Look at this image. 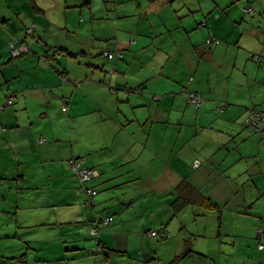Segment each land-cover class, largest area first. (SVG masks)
I'll return each mask as SVG.
<instances>
[{"label": "crops", "instance_id": "crops-1", "mask_svg": "<svg viewBox=\"0 0 264 264\" xmlns=\"http://www.w3.org/2000/svg\"><path fill=\"white\" fill-rule=\"evenodd\" d=\"M236 1L197 0L192 20L188 0H0V264H264V131L234 144L264 114L249 105L264 94V0ZM192 91L211 114L194 115ZM73 159L97 175L84 184Z\"/></svg>", "mask_w": 264, "mask_h": 264}, {"label": "rangeland", "instance_id": "rangeland-1", "mask_svg": "<svg viewBox=\"0 0 264 264\" xmlns=\"http://www.w3.org/2000/svg\"><path fill=\"white\" fill-rule=\"evenodd\" d=\"M189 2H192L191 3V8L189 7V9H192L190 12H193L192 14H190V17L191 16H193V15H195L196 14V12L197 11H193V10H195V9H197V7L198 6H196L195 4H196V2H197V0H188ZM201 1H205V0H201ZM241 0H237L236 2H240ZM193 5H195V6H193ZM181 11V10H180ZM200 11V10H199ZM189 12V13H190ZM185 13H187V11H185ZM188 13V14H189ZM205 15H207V17H209L210 15L209 14H206L205 13ZM202 16H203V14L201 13V19L200 20H202ZM81 18H83V16H80V19ZM191 19L193 20L194 18L193 17H191ZM196 19H198V16H196ZM106 22V21H105ZM187 22V21H186ZM186 22H184V23H186ZM173 25H176V23L174 22V23H172ZM114 26H111L110 28L112 29ZM121 28H123V25H117L116 26V28H115V30L116 31H118V33L119 32H122V30H121ZM187 28V27H186ZM95 29H96V34H105L106 33V26H105V24H96L95 25ZM121 30V31H120ZM203 30L206 32V34H207V31H206V29H204L203 28ZM174 32H175V35H177V29H176V27H174ZM89 38L91 37L92 38V30L90 29V28H88L87 29V34H86ZM208 39H211V38H208ZM104 40V39H103ZM160 40V38H157L156 39V42H158ZM219 40V39H218ZM219 42H220V40H219ZM209 44H211V41H209ZM228 55H235V58H237V56H238V52H229V53H227ZM241 55H243V52H241L240 53ZM72 55V54H71ZM227 56V55H226ZM69 57H71L70 55H69ZM248 58H250V57H248ZM234 61H235V59H234V57H232L230 60H229V66L231 65V66H233V64H234ZM248 66H250L251 68H252V73H250V72H246V67H248ZM224 67H226L225 65H223L222 67H214L213 69H212V71H211V77H212V79H216V78H222L223 77V72L221 71V68H224ZM238 67H240V66H238ZM240 69L243 71V73L245 74V75H247V76H250V74H256V76L258 75L256 72H257V70H258V65H257V63L256 62H254L253 64H249L248 63V59L247 60H243V66H241L240 67ZM238 74V73H237ZM191 75H194V73L192 72L191 73ZM190 75V76H191ZM225 75H227L226 73H225ZM235 86H238V84H234V81H232V80H230L229 81V87L230 88H233L234 87V89H231V93H230V97H231V99L233 100V101H235V99H239L240 97L239 96H241V99L240 100H242L243 98H245V89L242 87V88H238V87H235ZM198 94H200L201 96H202V99H201V102L198 104V103H195V102H190V104H191V106L197 111V112H194V115H197L198 113L201 115V117H203L206 113H208V114H211V108L209 109V107H211V103L210 104H208L209 103V100H208V98L207 97H205L203 94H201V93H198ZM254 96H258L259 97V99H258V101H255L254 100ZM249 97L251 98V99H249V105H252V106H255V105H258L257 107H263L264 108V94L263 93H259V91H258V95L257 94H253L252 95V92H250L249 93ZM243 103V102H242ZM244 103H246V101L244 102ZM225 105V107H226V104H224ZM217 106H219V104L217 105V104H215V106H214V109H213V112L215 113V115H217V120H215V123H216V125H222L223 124V120L221 119V111H219V108H217ZM231 107H233V106H237L238 108H243V109H245V107L244 106H242V105H238V104H231L230 105ZM63 120H64V122H65V125L67 126V125H69V122H68V117L67 116H64L63 117ZM91 124L92 123V121L88 118H85L84 120H82L81 122H80V124H82V126H84V127H86V125L87 124ZM196 123H198V122H196ZM195 122H193V121H191V122H189V123H185V127H189V128H193L194 126H196L197 124H196ZM195 124V125H194ZM199 125H201V135L202 136H206V137H203V138H201V146H206L207 144L208 145H210V142H208L207 144L205 143L206 141H209L210 140V138H211V132L213 133V134H216L217 132V130L216 131H211V126H208V125H205V124H203V123H200ZM216 129H221L219 126H217V128ZM248 129V127H244V126H236V132H235V135H236V137H235V139H234V144H240V145H245V146H251V145H253V140H254V138H253V136H254V134H252L253 133V131H251L250 132V130L248 131L247 130ZM229 132H231V131H229ZM227 133H228V131L226 132V133H223L220 137H218V140L219 141H221V142H224V141H226V136H227ZM71 139V138H70ZM257 139L260 141L261 139H262V135L261 136H259L258 135V137H257ZM71 141V140H70ZM78 142V141H77ZM219 156H222V154H218ZM200 161H202L201 159H199ZM211 163H212V166L214 167V169L215 170H217V169H221L220 168V166L218 165V164H215V163H213L212 161H211ZM89 187H93V188H95V189H97L96 187H94V186H89ZM97 192H98V190H97ZM202 225H203V223H202Z\"/></svg>", "mask_w": 264, "mask_h": 264}, {"label": "built area", "instance_id": "built-area-1", "mask_svg": "<svg viewBox=\"0 0 264 264\" xmlns=\"http://www.w3.org/2000/svg\"><path fill=\"white\" fill-rule=\"evenodd\" d=\"M247 12L252 11L251 8H247L246 9ZM217 42H219V40L217 39ZM24 46H19V47H15L13 48V55L15 56H19L24 52ZM26 49V48H25ZM104 54L107 57H114L115 53L112 50H106L104 52ZM192 79V77H191ZM201 95L196 93H187V98L190 102H195L199 104V100H200ZM13 100L9 99L7 103H12ZM4 106H0V110L3 109ZM66 109V108H65ZM253 120L251 121V123H255L257 124V121L261 120L262 124L264 123V114L255 110L254 113L252 114ZM251 117H249V121H250ZM263 127V126H262ZM264 129V127H263ZM45 141L44 138H40L38 139V142L43 143ZM201 165V161L197 160L194 163L195 167H198ZM71 169L73 171V173L76 175V177L81 180L84 184L86 181L91 180L92 178H94L95 175H97V170L95 168H90V167H85L83 166V161L81 159H73L71 161ZM86 192L88 195V204L89 205H93L95 203L94 201V197L97 195V189L93 188V187H86ZM114 217L113 216H108L106 218H103L97 222H95L93 228H92V233L96 234L99 232V227L101 225H109L113 222ZM151 236L155 237V236H159L161 233L158 230H153L150 232ZM260 248L264 249V243H260Z\"/></svg>", "mask_w": 264, "mask_h": 264}, {"label": "trees", "instance_id": "trees-1", "mask_svg": "<svg viewBox=\"0 0 264 264\" xmlns=\"http://www.w3.org/2000/svg\"><path fill=\"white\" fill-rule=\"evenodd\" d=\"M170 1H176V0H170ZM193 12H190L189 14H188V17L190 16V14H192ZM207 42L209 43V40L207 39ZM254 54V53H253ZM259 58V60L261 61V62H263V65H264V59L261 57V56H259L258 57ZM220 111V110H219ZM255 111V110H254ZM258 111V110H257ZM253 118L254 117H252L251 116V119H250V121H249V118H247L246 119V122H245V125L247 126V127H251L250 125H251V121L253 120ZM254 129V128H253ZM76 176V175H75ZM87 182V181H86ZM200 193V195H203L201 192H199ZM204 196V195H203Z\"/></svg>", "mask_w": 264, "mask_h": 264}, {"label": "water", "instance_id": "water-1", "mask_svg": "<svg viewBox=\"0 0 264 264\" xmlns=\"http://www.w3.org/2000/svg\"><path fill=\"white\" fill-rule=\"evenodd\" d=\"M261 122H262V121L259 120V121H257V124H255V123H251L250 126L253 127L254 129L258 130V131L263 132L264 129H263V127H262V123H261Z\"/></svg>", "mask_w": 264, "mask_h": 264}, {"label": "bare ground", "instance_id": "bare-ground-1", "mask_svg": "<svg viewBox=\"0 0 264 264\" xmlns=\"http://www.w3.org/2000/svg\"><path fill=\"white\" fill-rule=\"evenodd\" d=\"M26 49L24 48V51H25ZM189 93H196V92H189ZM201 99H202V96L200 97V100H199V103L201 102Z\"/></svg>", "mask_w": 264, "mask_h": 264}]
</instances>
